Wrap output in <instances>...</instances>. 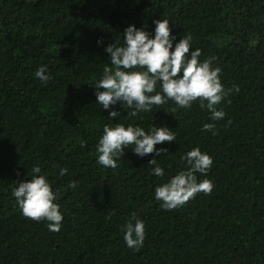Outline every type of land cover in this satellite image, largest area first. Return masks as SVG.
<instances>
[{"label": "trees", "instance_id": "1", "mask_svg": "<svg viewBox=\"0 0 264 264\" xmlns=\"http://www.w3.org/2000/svg\"><path fill=\"white\" fill-rule=\"evenodd\" d=\"M157 19L169 21L173 50L190 35V51L221 68L231 89L216 106L223 119L212 121L199 100L191 109L168 100L134 117L121 102L97 103L96 84L111 67L106 47L123 45L129 25L154 37ZM42 66L47 84L35 76ZM116 123L166 126L176 139L157 144L168 150L159 156L128 146L118 167L105 168L96 146ZM197 146L213 158L206 177L196 173L214 183L211 194L162 208L156 187ZM36 166L63 215L58 232L25 217L12 195ZM133 213L145 224L139 249L122 230ZM0 264H264V0H0Z\"/></svg>", "mask_w": 264, "mask_h": 264}, {"label": "clouds", "instance_id": "2", "mask_svg": "<svg viewBox=\"0 0 264 264\" xmlns=\"http://www.w3.org/2000/svg\"><path fill=\"white\" fill-rule=\"evenodd\" d=\"M154 23V37L143 28L129 25L123 33V45L110 44L106 47L105 51L110 54L111 67H104L103 76L96 84L97 103L107 110L121 102L124 107L132 109L128 115L134 117L140 112H152L154 106L163 108L168 100H172L178 108L188 109L199 100L200 107L211 113L212 121L223 119L225 112L223 109L218 110L216 106L229 95L231 89L226 90L221 82V68L213 66L212 60L200 61L202 53L199 48L190 51V35L179 39L173 50L176 37L171 32L169 21L157 19ZM35 76L44 84L51 79L46 72V66L38 68ZM236 91H239L238 87ZM175 112L176 108H173L171 113ZM119 115L115 110L109 112L112 118ZM214 128V123H205L202 130L211 131ZM175 139V134L166 126H153L146 131L132 124L127 127L121 123H116L114 127L105 125L96 146L97 163L105 168L118 167L117 161L128 146H134V153L141 157L152 153L159 156L168 150L157 149L155 146ZM181 159L186 161V168L155 189L156 200L161 201V207L166 210L185 205L198 193L210 195L214 188L210 179L198 180L196 175L200 173L206 177L213 164V158L209 154L202 152L197 146ZM149 163L155 165L153 173L156 176L164 175L163 168L157 164L155 158ZM66 172L67 169L61 168V175ZM40 173L41 168L34 167L31 179L17 181L18 186L13 188L12 195L25 217L37 222L46 220L49 230L58 232L63 215L59 205L55 203L56 195L51 184ZM70 186L75 187V182L70 183ZM122 230L129 248L139 249L143 246L145 224L135 213L123 225Z\"/></svg>", "mask_w": 264, "mask_h": 264}]
</instances>
